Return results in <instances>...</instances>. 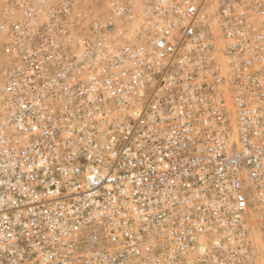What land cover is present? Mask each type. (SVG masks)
I'll list each match as a JSON object with an SVG mask.
<instances>
[{"label":"built area","instance_id":"2783aa9c","mask_svg":"<svg viewBox=\"0 0 264 264\" xmlns=\"http://www.w3.org/2000/svg\"><path fill=\"white\" fill-rule=\"evenodd\" d=\"M5 2L0 264H257L264 0Z\"/></svg>","mask_w":264,"mask_h":264},{"label":"rangeland","instance_id":"374dc122","mask_svg":"<svg viewBox=\"0 0 264 264\" xmlns=\"http://www.w3.org/2000/svg\"><path fill=\"white\" fill-rule=\"evenodd\" d=\"M7 2L5 0H0V72L5 66V56L3 54V47L5 42L4 33L1 31V25L7 21L5 14L7 12ZM106 11V10H105ZM102 12L104 19H107V12ZM216 11V7H211L210 12ZM254 249H255V259L257 264H264V243L261 241L259 234L257 233V227H254Z\"/></svg>","mask_w":264,"mask_h":264}]
</instances>
